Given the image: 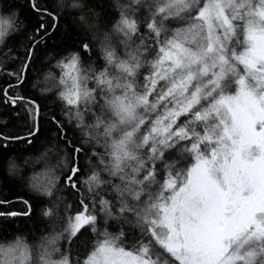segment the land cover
I'll list each match as a JSON object with an SVG mask.
<instances>
[{
    "label": "snow or ice",
    "instance_id": "obj_1",
    "mask_svg": "<svg viewBox=\"0 0 264 264\" xmlns=\"http://www.w3.org/2000/svg\"><path fill=\"white\" fill-rule=\"evenodd\" d=\"M0 108V264H264V0H0Z\"/></svg>",
    "mask_w": 264,
    "mask_h": 264
},
{
    "label": "trees",
    "instance_id": "obj_2",
    "mask_svg": "<svg viewBox=\"0 0 264 264\" xmlns=\"http://www.w3.org/2000/svg\"><path fill=\"white\" fill-rule=\"evenodd\" d=\"M20 5L24 4V0H17ZM25 15H27L25 11ZM62 27H66L62 24ZM35 69H40V61L37 62ZM33 77L37 76V71L34 70L32 73ZM48 84L40 77L39 87H47ZM3 115H7L3 108H0V118ZM8 130L20 131L15 127H10ZM47 135L46 132L41 134V140ZM43 151V147L37 144L35 148H32L25 144H16L7 153V156L11 158L12 162L20 169L21 176L31 175L34 171L40 172L43 167V162L38 159L40 153ZM27 157V161L25 158ZM9 160L5 159L3 155H0V199L7 197L9 200H15L17 195L23 196L27 199L31 193L26 187V183L21 182L17 176H10L7 180L4 179L7 176ZM24 206L15 202L10 206L0 205V211H20ZM34 215L31 219L20 218H9L11 223H8L0 218V239H12L14 235H22L25 240L32 244L38 242L39 238L46 234L49 230V225L40 215V208L33 202Z\"/></svg>",
    "mask_w": 264,
    "mask_h": 264
}]
</instances>
